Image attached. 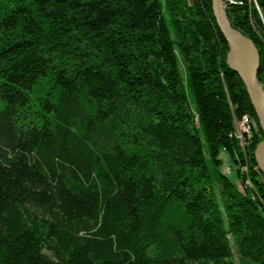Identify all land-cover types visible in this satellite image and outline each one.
Wrapping results in <instances>:
<instances>
[{"label": "trees", "instance_id": "16d2710c", "mask_svg": "<svg viewBox=\"0 0 264 264\" xmlns=\"http://www.w3.org/2000/svg\"><path fill=\"white\" fill-rule=\"evenodd\" d=\"M227 14L264 86V0ZM227 51L212 0H0V264H264Z\"/></svg>", "mask_w": 264, "mask_h": 264}, {"label": "water", "instance_id": "95a60500", "mask_svg": "<svg viewBox=\"0 0 264 264\" xmlns=\"http://www.w3.org/2000/svg\"><path fill=\"white\" fill-rule=\"evenodd\" d=\"M230 3L231 0H212L213 14L227 41V63L244 82L259 126L264 133V86L258 78L259 53L252 39L230 22L227 14ZM255 157L264 174V139L257 145Z\"/></svg>", "mask_w": 264, "mask_h": 264}, {"label": "rangeland", "instance_id": "374dc122", "mask_svg": "<svg viewBox=\"0 0 264 264\" xmlns=\"http://www.w3.org/2000/svg\"><path fill=\"white\" fill-rule=\"evenodd\" d=\"M222 161H223V169H225L228 172V166H232V171L229 172V177L236 183V185L239 187L240 190L245 191L244 185L239 181L237 177V166L231 159L229 153L227 151H222L220 155ZM234 253L236 255V259L238 260V255L236 252V249L234 248Z\"/></svg>", "mask_w": 264, "mask_h": 264}, {"label": "built area", "instance_id": "2783aa9c", "mask_svg": "<svg viewBox=\"0 0 264 264\" xmlns=\"http://www.w3.org/2000/svg\"><path fill=\"white\" fill-rule=\"evenodd\" d=\"M236 119V133L239 135V141L244 146L246 143V138L249 137L251 132V128L248 126V120L245 119V115L241 118ZM228 172H230V168H228Z\"/></svg>", "mask_w": 264, "mask_h": 264}, {"label": "bare ground", "instance_id": "6f19581e", "mask_svg": "<svg viewBox=\"0 0 264 264\" xmlns=\"http://www.w3.org/2000/svg\"><path fill=\"white\" fill-rule=\"evenodd\" d=\"M245 119L246 120H248V126L250 127V125H255L256 123L253 121V120H251L248 116H245ZM238 137H239V135H238Z\"/></svg>", "mask_w": 264, "mask_h": 264}]
</instances>
